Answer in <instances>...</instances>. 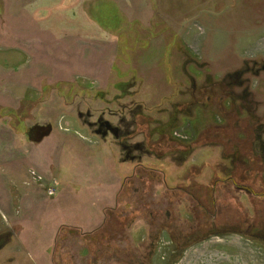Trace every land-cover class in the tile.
<instances>
[{
  "label": "rangeland",
  "instance_id": "obj_1",
  "mask_svg": "<svg viewBox=\"0 0 264 264\" xmlns=\"http://www.w3.org/2000/svg\"><path fill=\"white\" fill-rule=\"evenodd\" d=\"M139 103L207 149L137 169ZM262 154L264 0H0V264H264Z\"/></svg>",
  "mask_w": 264,
  "mask_h": 264
},
{
  "label": "flooded vegetation",
  "instance_id": "obj_2",
  "mask_svg": "<svg viewBox=\"0 0 264 264\" xmlns=\"http://www.w3.org/2000/svg\"><path fill=\"white\" fill-rule=\"evenodd\" d=\"M229 77V76H228ZM229 78L233 79L236 81L238 79V74L234 73L232 74ZM190 79V77H189ZM246 83V82H245ZM192 84V82H191ZM129 89V86L128 88ZM126 89V90H127ZM196 87L194 86L193 89L190 91V96L193 98V93H199L200 96H206V98H211L212 95L211 91L209 90V87H205L203 89L195 90ZM202 90V91H200ZM193 92V93H192ZM215 95V94H214ZM231 95V94H230ZM140 106L138 107H132V108H124V109H119L122 114V118H125L124 115L127 112V114H131L132 112V117L130 119V122L125 124L123 126V123H118V124H112V123H106L109 122L108 120L104 119L103 117L99 116L97 118V123L98 127L96 128V132H98L101 135H107L109 134L116 143H118V146H120L123 150V154L125 159H129L133 162H138L137 165H140L139 159L141 158V155H145L147 157H155L159 158L157 155L153 153V151H149V147L152 146H167V147H173L175 144L179 143L172 135H170V132H167V130L170 131L172 128V124H174L175 119L177 118L176 116L174 117V113H176V110L172 113H167L166 110L162 109H156L155 111L158 112V114H163V112L167 113V118H166V123L163 126H159V121L160 119L154 118V116L147 112L144 113L143 109L141 108V104L139 103ZM190 106V105H188ZM174 107V106H173ZM137 110V111H136ZM115 114V113H114ZM151 114V115H149ZM140 115L142 118L139 122V127L141 130L137 129V123L135 122V116ZM123 121V120H122ZM99 122H103L101 126H99ZM120 130L119 128H122ZM167 129V130H166ZM40 130L37 129L34 131L33 138H36V134H38ZM28 133V131L25 133V135ZM158 134L159 136L157 138H154V135ZM107 135V136H109ZM105 136V138L107 137ZM138 136L141 137V140L138 142H133L134 138H137ZM30 142H33V140L29 139ZM34 143V142H33ZM174 153V152H173ZM161 159V158H159Z\"/></svg>",
  "mask_w": 264,
  "mask_h": 264
},
{
  "label": "trees",
  "instance_id": "obj_3",
  "mask_svg": "<svg viewBox=\"0 0 264 264\" xmlns=\"http://www.w3.org/2000/svg\"><path fill=\"white\" fill-rule=\"evenodd\" d=\"M200 91H202V90H200ZM216 95H212L211 96V98L209 97V98H206L205 97V99H204V103L205 104H207L208 106H210V105H213L212 104V101H213V98L215 97ZM195 102H199V99H198V101H192L191 102V104L193 103V104H195ZM223 103H222V101H221V96H220V98H219V100L217 101V103L216 104H214V105H216L217 107H216V109H217V111L221 114V115H224L223 114V111H222V105ZM186 106H188V105H186ZM185 107V106H184ZM219 108H220V110H219ZM141 116L140 115H136L135 116V122L137 123V129L138 130H141V128L139 127V122H140V120H141ZM195 144L196 143H193V144H189L190 146H195ZM182 149V150H184V152H187L189 149H190V147H187V146H184L183 144H181L180 142L179 143H177V144H175L173 147H167L166 145L163 147V146H157V147H155V146H152L151 145V147H149V151H153V153L155 154V155H157L159 158H162L163 156H165L166 154H170V153H172V152H174V151H178V149ZM189 148V149H188ZM186 150V151H185ZM251 159V158H250ZM251 160H253V159H251ZM263 163V162H262ZM163 165V164H162ZM141 169V170H148V171H153V172H157V173H160V174H162L163 175V178H165L166 176L164 175L165 173L162 171V170H164V169H162L161 167H159V168H161V169H159V170H156V169H158V168H155V167H150V168H146V167H144V166H142L141 167V165H137V169ZM135 174V173H134ZM132 175L131 177H129V178H127V179H129L128 180V183H131V184H135V182L134 181H136V180H138L139 179V175H137V174H139V173H137V174H135V175ZM131 178V179H130ZM122 187V186H121ZM117 190V188L115 189V191ZM134 191V190H133ZM115 193H118L117 191L115 192ZM117 198H118V196H117Z\"/></svg>",
  "mask_w": 264,
  "mask_h": 264
},
{
  "label": "crops",
  "instance_id": "obj_4",
  "mask_svg": "<svg viewBox=\"0 0 264 264\" xmlns=\"http://www.w3.org/2000/svg\"><path fill=\"white\" fill-rule=\"evenodd\" d=\"M184 146H187V147H190V149L187 151V152H184V150H182L181 148L180 149H178V151H174V153L172 152V153H170V154H166L164 157H162V158H166L167 156H169V155H171V154H179L181 157H182V160H183V162H181L180 164H177V163H175V164H173V165H171L172 167H173V169H175V167L177 168V169H180V171H182L186 166H188V164H190V162H192L191 160H192V158L194 157V154L199 150V149H202V148H204L205 146H206V144L205 145H202V144H195V146H190V145H184ZM204 149H207V148H204ZM204 149H202V150H204ZM255 149H254V146L252 147V148H250V156H252V153L254 152V153H256L255 151H254ZM186 151V150H185ZM252 152V153H251ZM227 155H230V153H225V151H224V156H225V158H226V160H228V158H227ZM185 156L187 157V160H185ZM259 156H261V155H259ZM262 156H264V154H262ZM229 157V156H228ZM252 158V157H251ZM259 158H261V157H259ZM253 159V158H252ZM225 160V159H224ZM262 159H260V161H261ZM223 162V161H222ZM263 163H264V160L262 161ZM210 164L209 163H207V165H206V163H205V165H203V166H205V168L207 167V166H209ZM191 166V165H190ZM189 166V168H191ZM163 167L165 168V167H167V164H165V163H163V165L161 166V168L163 169ZM211 167H213V165H211ZM212 170L214 169V168H211ZM218 175V174H217ZM220 175V176H219ZM219 181H221L222 183L223 182H226V181H228V179H230V178H232L233 177V174L232 173H230V175H231V177L230 178H226L225 177V174H223L221 171H220V173H219ZM221 177H223V178H221ZM259 181V180H258ZM228 183V182H227ZM227 186H229V183L227 184ZM73 220H75V219H73ZM71 221V220H70ZM80 224H82V225H86L87 226V224H85V223H80Z\"/></svg>",
  "mask_w": 264,
  "mask_h": 264
},
{
  "label": "water",
  "instance_id": "obj_5",
  "mask_svg": "<svg viewBox=\"0 0 264 264\" xmlns=\"http://www.w3.org/2000/svg\"><path fill=\"white\" fill-rule=\"evenodd\" d=\"M31 129L32 127L29 129V131ZM37 129H39L40 131L38 132V134H36V138L33 139L34 143L40 142L44 137L48 136L51 132L50 126H48L47 128H45V126H40V127H37Z\"/></svg>",
  "mask_w": 264,
  "mask_h": 264
}]
</instances>
